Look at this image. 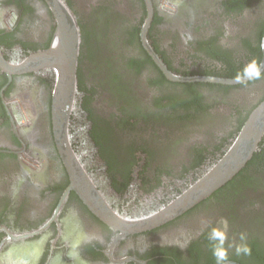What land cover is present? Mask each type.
<instances>
[{"label": "flooded vegetation", "instance_id": "af4514ba", "mask_svg": "<svg viewBox=\"0 0 264 264\" xmlns=\"http://www.w3.org/2000/svg\"><path fill=\"white\" fill-rule=\"evenodd\" d=\"M178 1L173 22L159 10V0H152L147 31L172 71L235 79L250 61L262 64L264 0ZM58 2L80 36L76 104L68 127L81 167L74 174L54 139L55 72L4 69L51 47L58 28L51 4ZM147 13L146 0H0V264H264V139L230 182L159 227L122 235L99 215L101 206L106 212L103 204L85 201L94 194L84 185L90 182L113 214L136 218L154 211L222 153L264 100V67L260 79L236 83L168 80L141 38ZM117 17L122 20L113 45L125 70L124 90L134 105L154 111L140 120L121 101L117 126L127 131L139 126L151 134L160 129L148 117L192 122L195 129L185 132L176 165V159L166 167L150 161V150L131 154V140L112 144L106 134L102 91L90 77L89 63ZM219 95L236 100L213 104ZM26 96L35 107L23 113ZM34 117L43 121L42 130L25 135V127L39 129ZM126 158L129 164L122 162ZM73 182L92 194L83 198ZM214 229L220 238H213ZM241 245L250 253L238 254Z\"/></svg>", "mask_w": 264, "mask_h": 264}, {"label": "water", "instance_id": "95a60500", "mask_svg": "<svg viewBox=\"0 0 264 264\" xmlns=\"http://www.w3.org/2000/svg\"><path fill=\"white\" fill-rule=\"evenodd\" d=\"M158 2V0H156ZM162 4L159 0V10L161 8L162 14L167 17H173L174 22L175 13L172 8L179 9L181 3L178 0H164ZM147 4V18L142 27L141 38L143 40L145 48L149 51L159 68L162 70L164 76L170 81L176 82H193V81H206V82H224V83H236L235 79L220 78L215 76L198 77L190 74H181L172 71L160 55L154 50L150 44V40L147 37L148 28L152 22L154 14V6L152 0H146ZM51 10L56 18L58 28L54 37L53 44L47 50L38 51L32 54L31 58L23 60L18 64H14L15 67H4L10 74L12 72L25 73L27 71L38 70H53L56 74L54 97L52 100V127L54 132V139L59 148L62 157L67 162L68 170L71 174L77 173V169L81 168L78 159L76 158V152L71 147L70 133L68 132L70 116L75 108L77 90V56L79 53L80 36L76 25L68 13L67 8L58 2V5L54 7L51 4ZM164 10V11H163ZM66 15V16H63ZM264 41V39H263ZM264 49V48H263ZM25 59V58H24ZM22 61V60H21ZM264 67V60L260 65V68ZM243 80V79H242ZM241 80V81H242ZM34 94V92H27V95ZM145 95V93H142ZM147 96V94H146ZM142 98H145L144 96ZM235 97H230L227 102L235 101ZM32 98L25 97L23 105L24 111H28V107L34 108ZM148 100H146V103ZM25 106V107H24ZM21 110V107H20ZM103 111V110H102ZM39 122V129L31 127L23 128L25 135H34L37 131L42 130L41 126L43 121L41 119H32ZM45 132V131H44ZM31 136V135H30ZM264 139V100L258 104L247 116L239 132L230 140V143L218 154L214 161L209 164L204 171L199 174L194 180L191 177L190 182L175 196L167 200L165 204L157 207L152 212H148L143 217L126 218L118 216L109 210L107 204L99 197L98 192L95 190V186L88 182L84 184L89 191L93 192V197H88L85 201L88 204H92L91 199L98 200L100 210L97 209L99 215L103 217L111 226L120 229L122 235L131 234L134 232H141L148 229L159 227L171 220L178 218L184 212L188 211L195 204L208 198L212 193L218 191L225 186L232 178L238 174L247 164L251 161L253 155L259 149L262 140ZM72 160L75 162L73 163ZM178 160H174L175 165L178 164ZM73 176V175H72ZM80 185V184H79ZM84 185L75 186L74 182L71 188H75L83 197V194L90 193L84 191ZM89 195V196H90ZM84 198V197H83ZM54 216L50 219L52 221Z\"/></svg>", "mask_w": 264, "mask_h": 264}, {"label": "rangeland", "instance_id": "374dc122", "mask_svg": "<svg viewBox=\"0 0 264 264\" xmlns=\"http://www.w3.org/2000/svg\"><path fill=\"white\" fill-rule=\"evenodd\" d=\"M121 20L122 17H117L112 20V24H110L107 33V40L104 42L101 41L94 58L89 63L90 77L102 91L100 102L102 104V114L107 113L104 116L106 120V134L112 141V144L118 141L131 140V144L128 147L131 154L137 153L139 148L142 150H150L152 153L150 161L152 160L166 167L169 161L173 159L181 161V158L178 156V151L185 144V132H191L195 128H193L192 122L189 123V121H180L178 119L165 120L156 117L147 118L149 124L158 126L160 129L154 130L151 134L144 133L139 126H135L133 131H127L126 128L121 130L117 126L119 116L118 104L121 101H124L123 109L136 115L140 120L154 112L153 110L150 111L149 108L134 105L124 90L123 84L127 81L124 78L125 70L123 64L120 62L117 48L113 45V41L119 32V23ZM131 81H134V79ZM179 98L184 99L187 97L186 95H181ZM229 98L230 96L228 95L214 96L215 101L213 104L219 100H228ZM105 102L108 107H106ZM135 141L138 142V145ZM122 162L129 164V158L124 159ZM236 193H238V190H232L231 198H234Z\"/></svg>", "mask_w": 264, "mask_h": 264}, {"label": "clouds", "instance_id": "9594fccd", "mask_svg": "<svg viewBox=\"0 0 264 264\" xmlns=\"http://www.w3.org/2000/svg\"><path fill=\"white\" fill-rule=\"evenodd\" d=\"M187 39H191V37L189 36ZM187 42V40L185 41ZM261 48H264V41L261 42ZM261 78V68L258 65L256 60H252L250 61L244 68L243 73L237 74L236 80L237 82H240L242 79L243 80H252V79H260ZM144 160L147 161L146 157H144ZM224 225L225 228L227 227V221H224ZM213 238H220L221 237V233L218 232L217 230H213ZM237 253H244V254H249L250 253V249L245 246V245H241L239 247L236 248ZM218 260L223 261L225 259V253L223 251H219L216 253Z\"/></svg>", "mask_w": 264, "mask_h": 264}]
</instances>
